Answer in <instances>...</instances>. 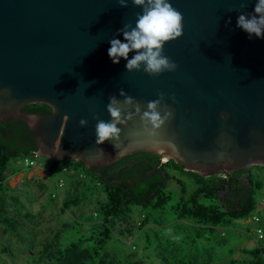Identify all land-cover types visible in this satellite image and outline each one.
<instances>
[{"label":"water","instance_id":"1","mask_svg":"<svg viewBox=\"0 0 264 264\" xmlns=\"http://www.w3.org/2000/svg\"><path fill=\"white\" fill-rule=\"evenodd\" d=\"M170 2L183 14L184 35L166 43L164 54L179 68L150 76L143 69L127 72L124 58L115 64L108 55L109 40L126 42L119 29L135 26L142 7H121L117 0H0V121L26 122L40 157L73 159L87 168L139 153L203 177L264 167V39L237 26L256 0L246 8L239 0ZM120 89L145 108L165 93L174 118L158 138L148 137L137 117L118 125L116 146L111 140L96 144V118L111 120L109 97L123 100ZM33 104L51 112L22 110Z\"/></svg>","mask_w":264,"mask_h":264},{"label":"trees","instance_id":"2","mask_svg":"<svg viewBox=\"0 0 264 264\" xmlns=\"http://www.w3.org/2000/svg\"><path fill=\"white\" fill-rule=\"evenodd\" d=\"M22 110L27 113L51 112L50 107L42 104H33ZM37 151L36 140L26 122L0 121V193L5 192L7 178L19 172L11 162L19 157H31ZM66 167L69 171L84 174L86 186L79 195L63 202L64 210L78 205L94 184L105 194V201L96 211L98 225L70 246L76 248L79 243L86 242L97 260L92 264H113L105 242L112 240L114 222L128 217L135 208L141 213L139 231L150 224H159L158 216L170 215L172 223H186L192 234L189 243L192 249L212 243L225 244L229 238L221 230L244 228L247 234L254 236L257 226H244V222L255 214L261 218L258 226L264 227V211L260 212L258 208L264 200V167L253 166L230 175L213 173L203 177L186 171L173 160L162 162L158 155L139 153L109 166L93 168L73 159L52 160L49 170L58 176ZM172 182L175 187L170 186ZM171 189L178 191L177 199ZM1 202L0 195L2 221L14 232L15 225L5 215ZM242 251L246 257L240 261L232 260L230 264H264V239L254 248ZM188 264L193 263L189 261Z\"/></svg>","mask_w":264,"mask_h":264},{"label":"rangeland","instance_id":"3","mask_svg":"<svg viewBox=\"0 0 264 264\" xmlns=\"http://www.w3.org/2000/svg\"><path fill=\"white\" fill-rule=\"evenodd\" d=\"M51 161L38 158L43 168H47ZM11 165L24 168V158L14 159ZM71 174H74L73 170L68 174L62 171L58 177L64 178ZM27 177L28 173L17 191H13L7 183L5 192L0 193L4 213L15 225L13 232L3 223L0 214V264L96 262L86 242L79 243L76 248L70 246L78 243L98 225L96 211L105 201L100 186L94 184L78 205L64 210L63 202L79 195L86 186L84 174H76L74 187L62 199L51 195L50 183L46 187L39 181H29ZM170 186L175 187L176 184L172 182ZM171 191L174 199H177L178 191ZM140 218V209L135 208L131 215L114 222L112 240L105 242V249L113 264H188L189 261L193 264H230L232 260L244 259L246 256L242 250L252 249L258 242L244 228L221 230L229 238L225 244L212 243L206 247L200 246L199 249L193 248L192 251L189 244L192 234L186 223H172L170 215L158 216L159 224H150L139 231ZM248 225L250 223H244V226Z\"/></svg>","mask_w":264,"mask_h":264},{"label":"clouds","instance_id":"4","mask_svg":"<svg viewBox=\"0 0 264 264\" xmlns=\"http://www.w3.org/2000/svg\"><path fill=\"white\" fill-rule=\"evenodd\" d=\"M129 2L135 6L142 7V12L136 14V23H126L119 33L123 34L124 41L118 38L109 40L110 48L108 55L113 63L119 64L124 58L127 72L140 71L143 69L150 76H159L164 72H176L179 65L164 54V46L170 41L181 38L184 35L183 14L173 7L170 0H117L121 7H128ZM241 7L246 8L248 0H239ZM237 26L253 36L264 39V0H256L254 11L241 13L237 19ZM135 55L129 59V53ZM10 92V90H9ZM119 96L109 97L107 112L111 120L97 119L96 144H103L111 140L115 146L120 142L122 129L118 125L127 126L129 121L137 117L143 125V131L150 138H158L161 129L174 118V110L166 103L164 92L158 93V99L148 101L145 106L128 95L124 89H120ZM174 103H178L174 94L170 97ZM134 109V110H133ZM226 118L222 115V119ZM33 122L37 117H32ZM81 127H87L88 121L81 119ZM156 143H160L156 140ZM169 148L176 149L172 140L163 141ZM223 157V153L219 154Z\"/></svg>","mask_w":264,"mask_h":264},{"label":"crops","instance_id":"5","mask_svg":"<svg viewBox=\"0 0 264 264\" xmlns=\"http://www.w3.org/2000/svg\"><path fill=\"white\" fill-rule=\"evenodd\" d=\"M49 166H50V164L47 166V168H43V165L40 164V162H38V164L36 166L30 167V168H26L25 166H23L24 168L13 166L15 168H18L19 172L15 173L13 175L11 174L7 178V183L10 185V187L13 188V191L14 190L17 191L16 190L17 188L22 187L20 184H21V182H23L24 178L26 177V175L28 173L27 179L29 181H32V180L39 181L40 184H44V186H46V187H48L47 184L50 183L49 186L51 187L50 188L51 189L50 190L51 195L55 196V198H57L59 196L60 199H62L64 197H66L70 193L72 188L74 187L73 179L75 178L76 174H78V173L74 172V174H71L70 176L65 175V177L62 178V177L54 176L50 172ZM58 179H63L65 182L61 188L57 187V180ZM66 182H67L68 186L66 185ZM65 186H67V188H66V190H63ZM53 190H55V191H53Z\"/></svg>","mask_w":264,"mask_h":264},{"label":"built area","instance_id":"6","mask_svg":"<svg viewBox=\"0 0 264 264\" xmlns=\"http://www.w3.org/2000/svg\"><path fill=\"white\" fill-rule=\"evenodd\" d=\"M40 156L36 153H34L31 157L25 158L24 159V166L26 168L34 167L38 164V158ZM63 172L65 174L69 173V169L66 167L63 169ZM64 180L63 179H58L57 180V187L61 188L64 185ZM264 201L260 202L258 205L259 211H264ZM261 218L259 214H255L253 217H251L249 220L245 221L244 223H250L252 225L257 226L254 229V237L256 238L257 241H261L264 239V227H259L258 224L260 222Z\"/></svg>","mask_w":264,"mask_h":264}]
</instances>
